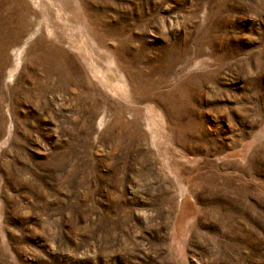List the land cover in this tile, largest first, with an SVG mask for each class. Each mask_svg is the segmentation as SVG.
Wrapping results in <instances>:
<instances>
[{"label": "rangeland", "instance_id": "rangeland-1", "mask_svg": "<svg viewBox=\"0 0 264 264\" xmlns=\"http://www.w3.org/2000/svg\"><path fill=\"white\" fill-rule=\"evenodd\" d=\"M0 264H264V0H0Z\"/></svg>", "mask_w": 264, "mask_h": 264}]
</instances>
